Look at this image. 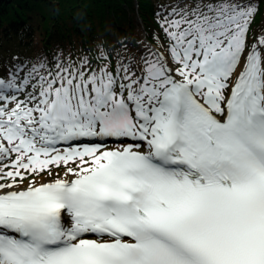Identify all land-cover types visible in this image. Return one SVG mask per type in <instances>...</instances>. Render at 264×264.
<instances>
[{
	"label": "snow or ice",
	"instance_id": "1",
	"mask_svg": "<svg viewBox=\"0 0 264 264\" xmlns=\"http://www.w3.org/2000/svg\"><path fill=\"white\" fill-rule=\"evenodd\" d=\"M261 5L161 4L115 65H0V264H264Z\"/></svg>",
	"mask_w": 264,
	"mask_h": 264
},
{
	"label": "trees",
	"instance_id": "2",
	"mask_svg": "<svg viewBox=\"0 0 264 264\" xmlns=\"http://www.w3.org/2000/svg\"><path fill=\"white\" fill-rule=\"evenodd\" d=\"M172 0H0V65L37 57L68 61L106 51L113 65L136 46L138 16L151 43L159 5ZM252 25L264 30V5ZM128 22V26L125 24Z\"/></svg>",
	"mask_w": 264,
	"mask_h": 264
},
{
	"label": "rangeland",
	"instance_id": "3",
	"mask_svg": "<svg viewBox=\"0 0 264 264\" xmlns=\"http://www.w3.org/2000/svg\"><path fill=\"white\" fill-rule=\"evenodd\" d=\"M138 19V18H137ZM139 22L140 25H142V27L144 28L145 30V27L143 25V21L142 20H137ZM125 24L128 26V22L125 20ZM264 31V30H263ZM133 33H136L140 36L141 39H144V35H145V31L143 33H141L139 30H138V24L135 26L134 30H133ZM136 47H139L138 44H136V46L132 47V49L136 48ZM21 61H24V60H21Z\"/></svg>",
	"mask_w": 264,
	"mask_h": 264
}]
</instances>
